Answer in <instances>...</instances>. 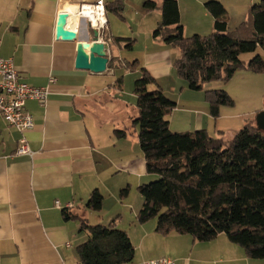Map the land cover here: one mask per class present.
Segmentation results:
<instances>
[{"label":"crops","instance_id":"0c3cea01","mask_svg":"<svg viewBox=\"0 0 264 264\" xmlns=\"http://www.w3.org/2000/svg\"><path fill=\"white\" fill-rule=\"evenodd\" d=\"M95 1L0 0V57L13 60L23 82L49 91L46 105L33 100L26 103L35 123L34 129L26 134L33 157L16 154L21 134L0 116V264H79L77 248L87 241L89 234L82 230V222L92 225L94 220L93 225H107L117 218L118 228L128 233L135 248L131 264H145L161 257L172 259L174 264H264V260L248 258L240 246L232 244L223 234L215 241L201 243L189 235L158 233L155 219L138 223L143 203L133 206L127 202L122 206L125 211L108 206L103 189L114 170L126 171L137 180L138 187L148 178L142 151L137 152L135 127L132 136L128 128H116L109 119L111 111L104 106L106 102L117 101L113 108L116 114L136 107L134 90V102L129 104L123 93L129 73L140 77V70L145 69L165 96L176 103L169 116L172 132L206 130L213 137L226 138L227 134L235 137L239 129L252 121L229 107H222L219 118L214 119L204 90L215 89L205 86L202 91H192L177 77L175 59L179 58L180 50L153 36L162 20L164 0H103L108 8V30L101 33V41L107 42L108 69L103 74L77 69V45L92 42L89 29L86 21H78L71 14L68 25L78 32V38L58 39L59 15ZM117 1L123 5L121 16L112 8ZM149 1L156 3L154 10L146 9L145 3ZM177 1L186 37L206 36L214 31V18L207 11L192 15L193 22H185L182 4L191 0ZM197 1L205 5L209 0ZM220 1L226 8L230 31L248 20L249 15L244 19H233L230 15L234 0ZM241 1L250 11L259 0ZM116 38L131 39L133 49L118 44ZM135 61L136 66L128 69ZM119 71L125 75L116 78ZM245 72L246 82L239 93L245 98L243 102L253 108L248 114L257 115L264 111V89L260 91L264 74ZM228 92L235 98L230 88ZM124 122L119 121L117 127L125 126ZM108 124L110 135L100 136ZM116 130L126 131L127 137L120 140ZM129 140L133 153L117 159L107 152L112 148L120 155L122 147L129 146ZM94 190L104 196L103 209L95 212V217L94 211L87 207ZM115 193L112 195L117 197Z\"/></svg>","mask_w":264,"mask_h":264},{"label":"trees","instance_id":"16d2710c","mask_svg":"<svg viewBox=\"0 0 264 264\" xmlns=\"http://www.w3.org/2000/svg\"><path fill=\"white\" fill-rule=\"evenodd\" d=\"M145 7L154 10L156 3L146 2ZM112 8L120 15L122 2L112 3ZM205 8L214 18V31L206 36L186 37L178 1H163L162 20L153 36L180 50L175 61L177 77L190 90L202 91L205 84L229 82L242 69L264 74L261 55L246 65L241 60L244 54L264 50V0L252 5L248 20L233 31L229 30L227 11L220 0L207 1ZM115 41L133 49L131 39ZM136 64L137 61L130 64L128 69ZM140 71L134 87L138 116L133 125L138 127L147 173L159 179L138 187L143 206L137 222L145 224L156 219L158 233L189 235L201 243L225 234L248 258L264 260V132L257 129L255 122L247 124L231 140L213 137L206 130L172 132L169 116L176 103L165 96L145 69ZM122 84V79L118 80L119 88ZM205 98L214 119L219 118L222 107L235 105L225 90L206 91ZM115 134L120 139L127 137L126 131L116 130ZM128 193V188L123 189L121 198ZM103 203V194L94 190L87 207L100 212ZM64 215L69 217L65 212ZM117 219L107 225L82 222L81 228L89 238L77 248L79 264L134 261V245L128 233L118 228Z\"/></svg>","mask_w":264,"mask_h":264},{"label":"rangeland","instance_id":"374dc122","mask_svg":"<svg viewBox=\"0 0 264 264\" xmlns=\"http://www.w3.org/2000/svg\"><path fill=\"white\" fill-rule=\"evenodd\" d=\"M260 1L261 0H259L258 2H260ZM234 3L237 6L236 8H235ZM233 4H234L232 6L233 9L232 8L230 9L231 10L230 15H232L233 19H236V18L238 19L240 17L242 19H244V18H246L247 15H249V9L244 4L243 1L234 0ZM206 11L207 10L205 8L204 3L203 2L201 3L197 0H191V2L189 4H185V3L182 4L183 15H186V17H187L185 22H193L192 15H200V13H202V12L206 13ZM175 49H177V48H175ZM257 54L261 55L264 59V50L260 48L255 53H249V54L242 55L241 60L244 63V65H246ZM175 60H177V58ZM245 71H247V70H244V69L239 70L235 74V76L227 83H224L223 81H214V82L205 84L203 89H205V86L207 87V89H209V87L211 86L212 89L225 90L229 94L228 89L230 88V90H232V92L235 95V98H233L230 95L233 98V100L235 101V105L233 107H229V108L232 111H235L236 114L247 118V120L250 119L252 122H255L256 115L255 114H252V115L248 114L253 108L250 107L251 106L250 104L243 102V100L245 98H243V95H241V92L239 93L241 86H244L245 82H246L245 78L243 76L244 73H247ZM123 75H125L124 72L119 71L116 73V78H119ZM136 76H137V74L129 73V76L128 75L126 76V81L124 82L123 93L126 95V98L128 99V101H127L128 104L130 102H134V97H133L132 92H133L134 87H135V81L139 78L138 77L139 75L137 77ZM112 79H114V78H112ZM263 89H264V82L260 88L261 93H262ZM204 93H205V90H204ZM116 104H117V101H114V100H112V102H110V103H107V102L104 103L105 110L108 112L111 111L109 114V116H110L109 119L112 120L113 122H115V126L118 129H125V127L128 128L129 129L128 134L130 136H132L133 132H134L133 129L135 126H133V123H131V122H132L133 118L138 116V110H136V107H134V108L131 107L130 109H123L122 111H120L116 114L113 111V108L116 106ZM104 121H105V123H107L108 120L105 119ZM119 121H121V122L125 121L124 122L125 126L121 125V127H117L116 124H118ZM109 128H110L109 124L106 125L101 130L100 136L106 137V136L110 135L109 131H108ZM135 129L137 132L136 135H138V127H135ZM239 130H241V129H239ZM233 138H234V136L228 137V134H227L225 139L231 140ZM120 140H122V139H120ZM129 141H130V142H128L129 144H127L129 146H126V145L123 146L122 147V153L120 155L117 151H115L112 148L109 149L107 152L110 154L111 157H114L117 159H119V157L122 154L123 155H127L128 153L131 154V153H133V147H132L133 144H132L131 140H129ZM136 148H137V152L141 153V149H140L138 142H137ZM129 177L130 176L128 175V173L126 171L124 173V170L122 171V170L116 169L113 171L112 177L106 183V189H103V192H104L103 194L106 196V201H107L108 206H113L114 207L113 209H115V207H119L120 209H123V211H125V208H123L122 206H124L127 202L132 203L133 206L142 205L143 200H142V198L139 194V191H138L139 183L137 182V180H134L133 177H130V178ZM147 177L148 178L145 181H143L144 182L143 184H150V183H153L159 179V177L157 175L148 174ZM125 188H128V191H129L128 196L121 198L120 193ZM114 191L116 192L115 194L117 197H114L112 195V192H114ZM94 213L95 212H92V215L95 217ZM155 221L157 222L156 219H155ZM94 222L95 221L92 220L91 224L92 225L95 224ZM223 235H225V234H223ZM88 238H89V234H88Z\"/></svg>","mask_w":264,"mask_h":264},{"label":"built area","instance_id":"2783aa9c","mask_svg":"<svg viewBox=\"0 0 264 264\" xmlns=\"http://www.w3.org/2000/svg\"><path fill=\"white\" fill-rule=\"evenodd\" d=\"M71 14L78 21H86L100 35L108 30L107 10L103 0H96L92 4H80L70 11ZM48 95L47 88H35L23 82L12 59L0 57V116L21 134L17 155L29 157L34 155L26 137V134L35 127L33 116L26 109L27 101H38L46 105ZM145 264H174V261L168 257H161Z\"/></svg>","mask_w":264,"mask_h":264},{"label":"water","instance_id":"95a60500","mask_svg":"<svg viewBox=\"0 0 264 264\" xmlns=\"http://www.w3.org/2000/svg\"><path fill=\"white\" fill-rule=\"evenodd\" d=\"M70 17L71 15L68 11L60 13L56 30L58 39L74 41L78 38V32L69 28ZM87 26L92 42L88 45L82 42L78 43L76 68L88 70L95 74H103L108 69L107 45L101 41V35L97 30L92 29L88 23ZM255 122L257 129L264 132V111L256 115Z\"/></svg>","mask_w":264,"mask_h":264}]
</instances>
